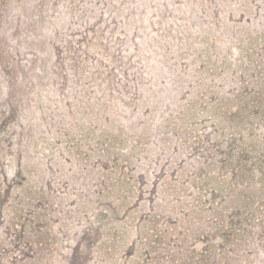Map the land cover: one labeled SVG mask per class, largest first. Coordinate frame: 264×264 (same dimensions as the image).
I'll use <instances>...</instances> for the list:
<instances>
[{"label":"rangeland","instance_id":"obj_1","mask_svg":"<svg viewBox=\"0 0 264 264\" xmlns=\"http://www.w3.org/2000/svg\"><path fill=\"white\" fill-rule=\"evenodd\" d=\"M0 264H264V0H0Z\"/></svg>","mask_w":264,"mask_h":264}]
</instances>
